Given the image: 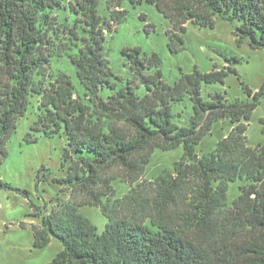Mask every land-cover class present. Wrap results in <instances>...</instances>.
I'll list each match as a JSON object with an SVG mask.
<instances>
[{
	"label": "trees",
	"instance_id": "16d2710c",
	"mask_svg": "<svg viewBox=\"0 0 264 264\" xmlns=\"http://www.w3.org/2000/svg\"><path fill=\"white\" fill-rule=\"evenodd\" d=\"M143 1L170 21L173 54L182 50L188 25L214 28L217 17L235 25L239 45L264 50V0H130ZM102 3L109 16L100 14ZM121 6L122 0H0V164L33 97L39 106L32 133L65 134L68 141V176L58 181L68 200H57L48 214L34 212L41 216L35 246L61 241L52 264H264V146L247 139L264 85L256 93L245 86L253 99L246 103L228 104L220 93L206 101L203 87L224 84L235 70L182 72L171 86L160 56L140 48L122 50L131 78L117 77L105 32L127 21ZM59 10H68L73 24L59 21ZM58 58L74 66L83 96L68 75L51 71ZM186 98L193 115L181 128L172 110ZM224 120L232 124L229 135L199 156L197 147ZM180 146L184 154L173 172L145 178L156 150ZM115 181L130 187L123 198H116ZM238 181L245 185L229 203V186ZM83 207L101 209L102 234Z\"/></svg>",
	"mask_w": 264,
	"mask_h": 264
},
{
	"label": "rangeland",
	"instance_id": "374dc122",
	"mask_svg": "<svg viewBox=\"0 0 264 264\" xmlns=\"http://www.w3.org/2000/svg\"><path fill=\"white\" fill-rule=\"evenodd\" d=\"M101 6L100 14L109 16L105 4ZM121 9L128 11L127 21L116 27L117 31L113 28L112 33L108 29L105 32V54L117 77L131 78L122 50L140 48L142 54L160 56L161 72L171 86L180 79L182 72L190 74L197 69L201 73H211L215 67L235 70L224 84L203 87L202 96L206 101H211V94L220 93L225 95L228 104L246 103L253 99L245 86L256 93L264 85V50L251 49L248 41L239 45L232 22L217 17L214 28L188 25L187 32L182 35V50L173 54L166 34L171 23L155 6L145 1L132 4L130 0H122ZM55 15L61 22L73 24L75 19L68 10L55 11ZM51 71L55 75H68L76 92L84 95V88L68 58L54 59ZM38 106L39 98L33 97L25 115L18 121L16 131L7 141V157L0 164V181L9 186H0V264H52L63 250V244L56 238L44 248L35 246L34 226L41 225V216L35 217L34 212L48 214L57 200H68V194L62 192L63 186L58 182L68 176V164L64 163L67 137L63 134L49 138L42 133H32L31 125L37 120ZM172 112L175 125L188 127L193 115L192 102L186 98L175 104ZM231 130L232 124L228 120L215 123L211 133L197 147L198 155L211 154ZM247 139L252 147L264 146V97L247 122ZM183 154L182 146L168 152L156 150L145 178L155 180L167 171L173 172ZM242 185L245 183L241 181L230 184L229 203L239 196ZM113 187L118 199L130 190L129 185L121 181H115ZM80 213L91 220L99 234L105 231L107 219L100 208L83 207Z\"/></svg>",
	"mask_w": 264,
	"mask_h": 264
}]
</instances>
